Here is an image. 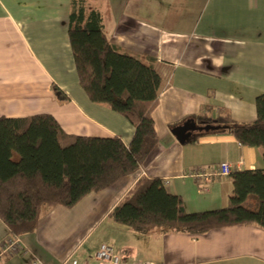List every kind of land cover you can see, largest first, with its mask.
Returning a JSON list of instances; mask_svg holds the SVG:
<instances>
[{
    "label": "crops",
    "instance_id": "obj_1",
    "mask_svg": "<svg viewBox=\"0 0 264 264\" xmlns=\"http://www.w3.org/2000/svg\"><path fill=\"white\" fill-rule=\"evenodd\" d=\"M103 16L107 37L121 49L150 55L162 76L153 110L158 143L140 168L73 207L42 214L35 232L20 235L25 251L0 264H60L91 259L103 242L118 252L162 264H264V228L232 224L205 233H141L109 213L142 176L161 178L188 212L223 208L234 189L219 175L264 169L263 149L231 131L199 129L185 142L172 131L191 116L239 122L257 116L264 92V0H86ZM70 0H0V116L51 113L68 133L118 135L128 144L134 126L106 103L92 101L79 83L68 35ZM57 84L66 98L52 90ZM200 170L202 176L194 172ZM11 234L0 217V243Z\"/></svg>",
    "mask_w": 264,
    "mask_h": 264
},
{
    "label": "trees",
    "instance_id": "obj_2",
    "mask_svg": "<svg viewBox=\"0 0 264 264\" xmlns=\"http://www.w3.org/2000/svg\"><path fill=\"white\" fill-rule=\"evenodd\" d=\"M68 35L79 83L88 97L122 114L134 131L126 144L118 135L68 133L47 112L0 116V217L11 236L35 232L46 209L73 207L90 192L138 170L159 140L152 113L162 76L155 58L112 42L102 13L86 0H70ZM52 90L59 99L67 97L55 83ZM256 109V118L249 122L236 121L229 113L188 119L231 131L241 143L262 147L264 156V92L256 97ZM230 176L234 189L223 208L188 212L182 197L169 192L161 178L142 176L109 216L141 233L159 228L197 235L239 223L264 228V169L231 171Z\"/></svg>",
    "mask_w": 264,
    "mask_h": 264
},
{
    "label": "built area",
    "instance_id": "obj_3",
    "mask_svg": "<svg viewBox=\"0 0 264 264\" xmlns=\"http://www.w3.org/2000/svg\"><path fill=\"white\" fill-rule=\"evenodd\" d=\"M217 173L219 175H229L232 171V165L229 161H222L218 164ZM195 175L202 176L204 173L200 170L194 172ZM25 251V244L20 235H9L0 243V256L4 254H16ZM126 254L118 252L115 247L107 242H103L95 250L92 261L94 264H162L154 260L143 259L132 256L127 259ZM60 264H92L91 259H79L68 257Z\"/></svg>",
    "mask_w": 264,
    "mask_h": 264
},
{
    "label": "water",
    "instance_id": "obj_4",
    "mask_svg": "<svg viewBox=\"0 0 264 264\" xmlns=\"http://www.w3.org/2000/svg\"><path fill=\"white\" fill-rule=\"evenodd\" d=\"M215 127H216L215 124L206 123L204 121L198 122L194 119L193 120L187 119L182 124L174 126L172 128V131L179 141L185 142L189 140L193 136V133L196 132L197 130L209 129Z\"/></svg>",
    "mask_w": 264,
    "mask_h": 264
}]
</instances>
